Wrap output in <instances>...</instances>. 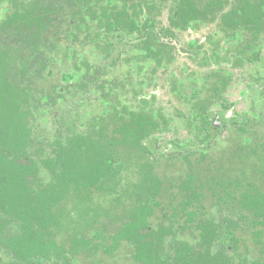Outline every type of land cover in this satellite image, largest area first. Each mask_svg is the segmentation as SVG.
Listing matches in <instances>:
<instances>
[{
	"label": "trees",
	"instance_id": "trees-1",
	"mask_svg": "<svg viewBox=\"0 0 264 264\" xmlns=\"http://www.w3.org/2000/svg\"><path fill=\"white\" fill-rule=\"evenodd\" d=\"M8 1L0 0V24L13 19L16 30H0V264H86L90 252L111 255L122 245L132 264H232L224 252L248 250L233 228L240 222L264 246V129L243 123L229 161L218 168L220 161L191 166L186 158L190 169L173 177L164 172L172 163L160 167L129 137L52 139L39 123L49 96L18 43L49 27L55 2L44 0V11L28 19L27 11L8 15ZM32 21L38 29L21 32ZM206 199L226 213L208 214ZM186 231L191 239L180 236ZM244 258L238 264H249ZM250 264H264V253Z\"/></svg>",
	"mask_w": 264,
	"mask_h": 264
},
{
	"label": "flooded vegetation",
	"instance_id": "flooded-vegetation-1",
	"mask_svg": "<svg viewBox=\"0 0 264 264\" xmlns=\"http://www.w3.org/2000/svg\"><path fill=\"white\" fill-rule=\"evenodd\" d=\"M51 1L56 8L49 27L43 33L39 30L38 39L20 37L18 45L31 65L28 73L38 90L49 96L46 108L54 107L52 139L90 132L101 133L104 139L129 137L130 142L144 146L149 159L184 161L193 155L210 159L211 153L203 151L224 130L235 136L243 123L264 125L258 111H237L238 99L249 96L263 81L259 69L258 76L240 88L239 98L226 96L242 80L235 82L232 70L243 62L258 68L264 65L260 50L264 0ZM159 4L169 8L162 10ZM4 5L8 15L27 11V18L34 19L45 4L44 0H9ZM164 11L165 24L160 25L157 15ZM1 26L0 30H16L13 19L7 27ZM27 26L21 32L38 29L33 21ZM230 44L234 48L229 49ZM87 49L101 60L92 61ZM180 55L199 68L190 70L188 62L179 61ZM58 69L60 79L47 89L44 81ZM256 92L264 107V84ZM93 105L97 110L88 116ZM114 252H90L88 264L98 259L107 264ZM224 253L234 256L232 264H238L239 256L245 257V263L254 260L242 252ZM42 264L53 262L46 259Z\"/></svg>",
	"mask_w": 264,
	"mask_h": 264
},
{
	"label": "rangeland",
	"instance_id": "rangeland-1",
	"mask_svg": "<svg viewBox=\"0 0 264 264\" xmlns=\"http://www.w3.org/2000/svg\"><path fill=\"white\" fill-rule=\"evenodd\" d=\"M231 1H233V0H231ZM158 8L165 10V9L169 8V5L168 4H166V5L159 4ZM227 8H228V6H227ZM166 15H167L166 11H164L162 14L160 13V15H157V19H158L160 25L165 24ZM220 37L222 39V36H220ZM10 38H12V37H10ZM4 39L5 38H2L1 41ZM181 39H184V38L181 37L180 40ZM228 48L232 49V48H234V45L230 44L228 46ZM260 50L264 56V44L261 45V43H260ZM86 52L92 61L99 62L98 60L99 59L101 60V58L96 59V55L94 54L93 50L87 49ZM187 59L188 58L186 56H183V55H180V57H179V61H181L183 63L188 62V64L186 66L189 67L190 70H192L194 68H199L198 66H196L193 63V60H191V59L187 60ZM179 66H180V64L177 65V68H179ZM229 69H233V68L229 67ZM257 69L260 70L259 71L261 73L260 77L263 79V81H260V83L258 85L254 86L253 89H251L252 91L250 92L249 96L245 95V96L239 98L240 91L242 90V89L240 90V88L248 86L249 85L248 83L251 81V79L258 76L256 74ZM203 70L204 69H201L200 71H203ZM59 71L60 70L58 69L54 73V70H52L51 75H49L50 79H46V81H44V85L47 89H48V87H50V85H53L54 82H57L60 79ZM232 71H233L232 77H234V79H236L235 82H237V80H240V78H242V80H240V82L238 83L237 86L234 85V88L231 89V91L234 93H228L226 95L227 99L233 100L234 98H239L238 103H237V111L239 113H243L244 110H246V111H258L259 114L264 116L263 104H261V102L256 98V94H257L256 88L258 86H262V84H264V65L260 66L258 68V65H254V66L252 65L251 66V65L245 64V62H243V64L241 66H239L238 68H236ZM205 73H206V71H203L202 75H204ZM231 91L229 90V92H231ZM77 97H78V95L75 98H77ZM205 97H206V94L203 93L201 98H205ZM175 102L178 103V101H175ZM65 104H66V102L64 103V105ZM47 106H49V105H45L46 112L45 113L42 112L41 115L39 116V123L45 124L43 126V128L45 129L44 133L47 134L46 136H52L53 135L52 133H54V127H55L54 123L52 122V116H53L52 114L54 111V107L46 108ZM80 107L82 108L81 105H80ZM94 107H95V105H93V107L91 106L88 109L89 110L88 111L89 113L87 114L88 116L90 114H92L94 111L96 112L97 109ZM81 108H80V112H82ZM83 120H85V119H83ZM253 125L255 126V128H257L256 129L257 131H259L260 133L263 132V129H264L263 124L255 123ZM231 134H232L231 130H227V131L224 130L223 132H221L218 135L214 144L210 145V149L208 151H203V152H209L212 155V157L210 159H205L206 162H207V160H214V162L220 161V162H218V165H219L218 168H219L220 165L222 164V161L227 162V160L229 161L231 159L233 152H235V148H236L235 146L238 144V141H237L238 135L232 136ZM160 142L161 143H159V144L162 145L163 144L162 141H160ZM193 156L194 157L191 158V160H192L190 163L191 166H193L195 164L194 160L202 159V158H199L198 155H193ZM158 160L160 161L159 162L160 167H163L166 162L172 163V164L168 165V167L166 169L161 168V169H165L164 172L171 175L172 177L177 176L178 174H182L183 171H188L190 169V166L188 165V163L185 164L184 161H182L181 159H178V158L173 159V160H171L170 158H169V160H161V159H158ZM202 160L204 161V159H202ZM203 165H209V164L206 163ZM211 167H213V166H211ZM173 192H174V190H173ZM163 203H166V199L163 200ZM203 204H204L205 210L207 211L208 214L218 215L216 217V219H218L219 216L222 215L223 213L224 214L226 213L225 211L219 209L218 203H216L212 199L211 200H208V199L204 200ZM157 221H158L157 219L152 218L151 219L152 226L156 227ZM248 224H249L248 222H240L239 225H236L235 227H233L236 235L240 236L244 239L243 243L248 244L247 252L244 250V247H242V246L239 247L238 252H242V254L247 255V257H249V258H256V257L259 258V257H261V249H263L264 246H259L258 244L253 242L252 234L250 233V228L247 227ZM231 228H232V226H231ZM180 236H182L184 238L186 236V238L191 239L193 234L189 231H186L184 234H181ZM123 244H125V243H123ZM99 252H102V251H99ZM124 255H125V251H124V247L122 245L118 250H116L114 252V256H110L107 258V261L105 263H107V264H132V260L130 258H126ZM86 264H88V262H86Z\"/></svg>",
	"mask_w": 264,
	"mask_h": 264
}]
</instances>
